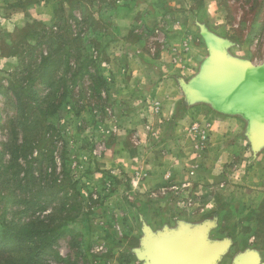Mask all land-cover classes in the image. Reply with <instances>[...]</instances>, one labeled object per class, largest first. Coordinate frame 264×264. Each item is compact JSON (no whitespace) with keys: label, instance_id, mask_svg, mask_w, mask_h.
I'll use <instances>...</instances> for the list:
<instances>
[{"label":"rangeland","instance_id":"1","mask_svg":"<svg viewBox=\"0 0 264 264\" xmlns=\"http://www.w3.org/2000/svg\"><path fill=\"white\" fill-rule=\"evenodd\" d=\"M212 40L260 66L264 0H0V233L42 221L38 264H156L143 241L161 236L219 249L213 264H264L259 156L222 170L245 185L196 193L169 169L185 143L201 149L193 124L205 148L214 116L200 107L176 131L157 99L184 97Z\"/></svg>","mask_w":264,"mask_h":264},{"label":"crops","instance_id":"2","mask_svg":"<svg viewBox=\"0 0 264 264\" xmlns=\"http://www.w3.org/2000/svg\"><path fill=\"white\" fill-rule=\"evenodd\" d=\"M164 18L168 17L165 16ZM160 19H163V15L150 18L146 22L151 27V25H156L157 21ZM201 36L205 37L206 40L207 38L215 37L217 39L219 33L207 32ZM207 51L208 53L205 54ZM220 51L228 64L245 65L244 62L237 61L235 57L236 54L234 55V52L231 50L229 51L228 48H222ZM200 52L202 56L200 60H198L199 58L196 60L198 65L196 64L195 66V72L191 74V78H188L187 81L184 82V89L181 86V89H183L182 92L185 94L184 97H178L169 93V95L165 94V96L157 99L161 104L159 110L160 114L158 113L159 116L166 121H173V128L176 129L178 126L176 131L183 129V126L187 125L186 121H190V118L196 119L198 115L202 116L203 107L209 109L210 114L214 116L209 117V119L206 118L205 121H200L212 126L209 141L204 150H198L195 148V144H188L186 141L187 143L183 145L186 147L183 150L181 149L182 154L179 156L180 159L175 160L176 158H169V169L172 172V176L174 177L178 167L181 168V171L183 168L178 182L183 184L180 185L183 190L193 191V193L198 192L196 187L199 189L202 188L201 184L197 185L196 183L208 184L210 186L215 184L221 185L220 180L224 178L227 179V181L224 180L225 183L231 182L232 184L239 183L242 186L245 185V180L239 178L237 174H235L236 176L233 174L229 178L221 174L226 164H233L236 168L246 160V162L249 160L252 161V156L249 157V155L246 154L248 153V149L250 153H256L254 158H257V155L259 156L256 161L260 164V168H264V158H262L264 156V139L260 140L257 138L254 128L256 127V123L254 122L255 118L248 112L246 107L242 106V104L229 100L230 93L228 94V91L222 84L212 82L211 76L209 75L212 65L211 50L209 47L201 49ZM204 57H206L205 60ZM187 65L186 67L189 71L192 66L189 64ZM165 86L172 87L170 83H166ZM176 106L178 107V111L177 109L174 111V107L176 108ZM242 120L246 125L242 123ZM247 120H249V122H246ZM188 128L189 127L186 128V131ZM250 132H253V134L251 135ZM240 137L243 139H245V137L246 139L249 138L250 143H246V141L241 142ZM242 153L244 154L242 155ZM240 156L242 160H239ZM207 161L209 163H207ZM149 177L150 176H148V178ZM262 177H264L263 173L260 175V178ZM158 182H161V180ZM158 238L159 237H150V239L143 241V245L147 241L148 249L153 252L154 246L159 242L157 241Z\"/></svg>","mask_w":264,"mask_h":264},{"label":"water","instance_id":"3","mask_svg":"<svg viewBox=\"0 0 264 264\" xmlns=\"http://www.w3.org/2000/svg\"><path fill=\"white\" fill-rule=\"evenodd\" d=\"M210 50L212 65L209 75L212 82L226 88L231 102L242 104L248 109L255 118L257 138L264 139V62L258 67L228 64L219 44L213 40ZM157 241L152 255H146L149 262L155 261L156 264H213L219 253V249L201 251L194 239L189 245L168 236H161ZM156 251H164L167 256L161 257Z\"/></svg>","mask_w":264,"mask_h":264},{"label":"trees","instance_id":"4","mask_svg":"<svg viewBox=\"0 0 264 264\" xmlns=\"http://www.w3.org/2000/svg\"><path fill=\"white\" fill-rule=\"evenodd\" d=\"M41 227L40 220L4 226L0 233V264H38L39 257L50 250L53 241L46 238ZM39 239L47 241L43 251Z\"/></svg>","mask_w":264,"mask_h":264},{"label":"built area","instance_id":"5","mask_svg":"<svg viewBox=\"0 0 264 264\" xmlns=\"http://www.w3.org/2000/svg\"><path fill=\"white\" fill-rule=\"evenodd\" d=\"M156 110H158V107L156 106ZM189 134L191 137H194L196 139H198L197 142V148H201L203 149L204 147V143L207 141L208 139V132L205 128L200 127L199 124H193L190 129H189ZM167 178H169V175L166 176Z\"/></svg>","mask_w":264,"mask_h":264}]
</instances>
